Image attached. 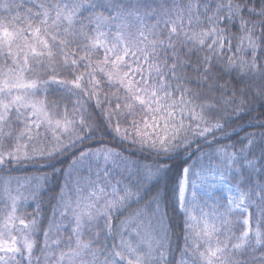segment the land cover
Instances as JSON below:
<instances>
[{"label":"snow or ice","instance_id":"obj_1","mask_svg":"<svg viewBox=\"0 0 264 264\" xmlns=\"http://www.w3.org/2000/svg\"><path fill=\"white\" fill-rule=\"evenodd\" d=\"M0 264H264V0H0Z\"/></svg>","mask_w":264,"mask_h":264}]
</instances>
